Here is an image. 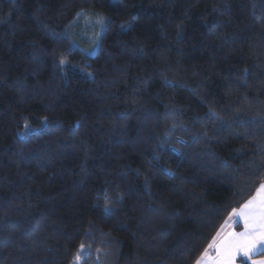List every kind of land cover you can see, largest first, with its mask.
<instances>
[{"label":"trees","instance_id":"1","mask_svg":"<svg viewBox=\"0 0 264 264\" xmlns=\"http://www.w3.org/2000/svg\"><path fill=\"white\" fill-rule=\"evenodd\" d=\"M261 184L264 0H0V264H195Z\"/></svg>","mask_w":264,"mask_h":264},{"label":"snow or ice","instance_id":"2","mask_svg":"<svg viewBox=\"0 0 264 264\" xmlns=\"http://www.w3.org/2000/svg\"><path fill=\"white\" fill-rule=\"evenodd\" d=\"M64 62L61 61V64ZM233 217L237 218L236 220ZM243 222V231L230 229L232 223ZM84 246L81 245V253ZM264 253V184L257 189L256 195L240 208L232 209L224 226L212 237L195 264H236L238 256L248 257ZM80 255L74 264H80ZM253 264H264V259L254 260Z\"/></svg>","mask_w":264,"mask_h":264},{"label":"rangeland","instance_id":"3","mask_svg":"<svg viewBox=\"0 0 264 264\" xmlns=\"http://www.w3.org/2000/svg\"><path fill=\"white\" fill-rule=\"evenodd\" d=\"M233 219L236 220L237 218L233 217ZM240 223H241V225L238 224L237 222L236 223H232L230 229H225V230L226 231L231 230V231H235V232L243 231V222L240 221ZM245 263H247V264H253L252 257H251V259H249L248 257H243V256H238L237 257L236 264H245Z\"/></svg>","mask_w":264,"mask_h":264},{"label":"crops","instance_id":"4","mask_svg":"<svg viewBox=\"0 0 264 264\" xmlns=\"http://www.w3.org/2000/svg\"><path fill=\"white\" fill-rule=\"evenodd\" d=\"M256 192H257V191H256ZM255 195H256V193H255ZM255 195H254V196H255ZM237 223L241 225L240 221H238ZM259 254H261V253H258V254H255V255H252V260L254 261V260L264 259V257H262V256H258Z\"/></svg>","mask_w":264,"mask_h":264}]
</instances>
